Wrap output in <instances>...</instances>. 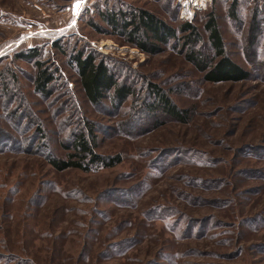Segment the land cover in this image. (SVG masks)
<instances>
[{"label": "rangeland", "instance_id": "obj_1", "mask_svg": "<svg viewBox=\"0 0 264 264\" xmlns=\"http://www.w3.org/2000/svg\"><path fill=\"white\" fill-rule=\"evenodd\" d=\"M233 1L0 0V264H264V0ZM120 8L191 21L201 46L214 12L252 78L212 83L172 44L142 51L99 15ZM30 49L54 72L50 97L36 90V58L18 57ZM80 50L131 87L122 107L87 100ZM151 84L190 121L151 113ZM86 122L97 151L122 162L54 169L46 154L64 157Z\"/></svg>", "mask_w": 264, "mask_h": 264}, {"label": "trees", "instance_id": "obj_2", "mask_svg": "<svg viewBox=\"0 0 264 264\" xmlns=\"http://www.w3.org/2000/svg\"><path fill=\"white\" fill-rule=\"evenodd\" d=\"M236 7L237 0H234L231 9L234 10ZM99 15L112 33L122 36L126 42L148 54H158L164 45H174L201 72L204 81L241 82L252 78V73L236 63L227 52L218 18L214 12L208 14L204 24V31L208 35L207 44L204 46H201L200 29L191 21H185L175 27L147 9H108ZM94 25L102 30L98 25ZM38 56L39 53L35 49L18 54L22 59L36 58V90L50 97L55 75L53 71L43 66L37 59ZM71 61L78 74L81 88L91 104L98 106L109 99L118 109L133 94L131 87L121 82L111 65L104 58H99L94 51L80 50L71 56ZM150 87L151 92L155 94V99L148 105L153 110L151 113H160L168 119L181 123L190 121L192 117L190 110L178 107L156 84H151ZM96 131L93 122H86L83 131L63 142L68 153L61 157L51 151L46 154L47 161L58 171L74 168L85 172L110 168L121 163L123 158L120 154L104 155L97 151ZM124 244L121 243L120 246Z\"/></svg>", "mask_w": 264, "mask_h": 264}, {"label": "snow or ice", "instance_id": "obj_3", "mask_svg": "<svg viewBox=\"0 0 264 264\" xmlns=\"http://www.w3.org/2000/svg\"><path fill=\"white\" fill-rule=\"evenodd\" d=\"M79 6V3L77 4V7Z\"/></svg>", "mask_w": 264, "mask_h": 264}]
</instances>
